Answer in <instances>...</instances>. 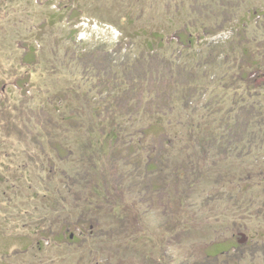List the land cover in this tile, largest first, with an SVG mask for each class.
Masks as SVG:
<instances>
[{
	"label": "rangeland",
	"instance_id": "rangeland-1",
	"mask_svg": "<svg viewBox=\"0 0 264 264\" xmlns=\"http://www.w3.org/2000/svg\"><path fill=\"white\" fill-rule=\"evenodd\" d=\"M247 14L249 33L262 35L264 0H0V264H264L263 193L257 179L238 182L250 162L235 160V152L215 156L211 177L187 182L150 173L144 164L156 160L165 136L172 130L182 135L175 124L166 134L153 127L143 136L152 152L132 154L125 145L116 162L106 158L93 174L77 143L86 134L74 120L90 115L89 100L113 101L121 116L137 107L128 118L136 142L135 131L153 113L167 122L180 105L173 90L194 50H180L177 32L195 24L191 30L210 53L211 43L229 39ZM155 33L164 37L163 46L147 54L144 42ZM216 66L219 74L233 72V64ZM130 82L137 92L152 90L151 116L144 114L149 100L138 107L140 95L127 103ZM205 85L203 101L211 92L227 98L215 111L232 107L235 83L223 90L213 79ZM107 91L119 93V100ZM256 158L264 168V154ZM208 161L198 169L212 166ZM97 178L108 203L90 189ZM90 201L96 209L86 211ZM114 204H121L118 218Z\"/></svg>",
	"mask_w": 264,
	"mask_h": 264
},
{
	"label": "trees",
	"instance_id": "trees-1",
	"mask_svg": "<svg viewBox=\"0 0 264 264\" xmlns=\"http://www.w3.org/2000/svg\"><path fill=\"white\" fill-rule=\"evenodd\" d=\"M247 15L245 20L235 22L230 38L224 43H211L210 53L203 52L202 45H199L198 41V39H201L200 34L191 30L190 26L193 28L195 24L184 25L183 29L177 32L175 43L180 47V50L188 51L191 49L194 52H189L192 55V60H189L190 64L184 65L185 78L181 80V86L176 85L177 88L174 87L173 90L175 93L173 98L180 102L173 113L174 118H170L166 122L163 117L153 113L154 107L151 105L153 102L152 90L147 91L148 89H144L143 93L137 92L139 88L136 83H128L127 87L131 88L126 90L127 98L124 97L127 99V103L132 102L133 96L140 95L141 101L138 107L142 108V101L149 100V102H146L149 109L144 114L147 118L148 115L151 116L152 111L155 117L151 121L147 119L149 122L147 121L148 125H145L146 127L138 128L139 130L135 131L138 135L136 142L133 140L131 121L128 118L133 117L138 110L137 107L136 109H131L130 106L126 107L128 114L124 113L125 121L123 119L124 115L119 114V107L113 101H107L106 104L94 100L86 101L85 105L91 116L85 114L87 116L85 119L74 120L87 137L85 141L77 143H81L79 146L82 154L92 163L89 171L98 174L106 158H111L110 163L116 162L114 158L125 145H128L127 150L131 151L132 154L138 151H147L148 148L146 149L143 146V136L149 134L153 127L162 129L166 134L168 133L166 132L168 127L170 129L175 128L176 124L182 126V135L179 137L178 132L172 130V137L167 138L165 136V139L162 140L165 144L164 149L157 152L155 161L151 162L150 157L147 158V161L145 160V169L150 173L157 170L159 174H164L166 178L171 177L174 180L183 177L182 179L187 182L192 177H211V174L214 173L212 169H216L218 166H216V158L219 157L215 156L226 158V156L235 154V160L242 163L250 162V164L256 166L249 167L250 164H247L244 169L245 174L238 182L249 183L252 178L258 180L255 184L256 187L262 190L261 206L263 207L261 209H264V168L258 163L259 158H256L258 155L264 154V33L260 36L256 33H249L247 27L249 26L250 14ZM260 15V12L252 11L253 19H258ZM261 24L264 28V22H261ZM204 28H202L203 31H205ZM205 33H208V35L215 34ZM151 38L145 41L143 45L147 54L154 52L157 47L163 46L164 37L162 35L155 33ZM205 45H203V49H205ZM215 51L220 52L222 57L215 55ZM141 57L145 58L143 55ZM105 58L107 61L110 59L109 55ZM137 62L143 66L145 60L143 62L137 60ZM217 63H222L223 67L227 64H233V67L230 66V70L232 69L233 72L227 73L225 70L219 74ZM150 72L152 73V71ZM212 79L223 84L222 90L231 88L230 86L235 83V95L230 97L232 107L229 110L224 109L223 105L221 110L219 108L218 111L214 110V105L227 100V98L223 99L214 92L210 93V100L203 101L202 95L208 91L205 83L207 80ZM134 86L137 88H134ZM164 87L168 88L167 86ZM107 95L108 98L114 100L120 98L119 93L113 91L112 93L107 91ZM70 118L72 117H62L64 120H71ZM144 119L141 118V122H146ZM230 136L234 139V148L228 146L229 142L231 143ZM148 150L152 152V150ZM233 152L235 153L231 154ZM203 159H208L212 166L203 163L202 170L198 169V165ZM207 168H210L208 172ZM118 175L120 177L125 176L121 171L118 172ZM216 175H219L217 178L221 177V173ZM105 176H107L106 173ZM97 180L95 185H93L95 182L91 183L90 181V189L97 200L108 203L109 200L105 194L106 188L101 185L99 178ZM192 184L193 182L188 186L192 188ZM178 195L179 202L182 205L185 204L186 196L183 193ZM120 208L121 204H114L111 207L112 215H116L118 218L117 214ZM84 209L90 211L96 208L90 201ZM261 214L264 215V211Z\"/></svg>",
	"mask_w": 264,
	"mask_h": 264
}]
</instances>
